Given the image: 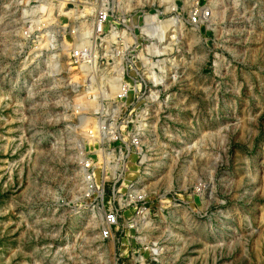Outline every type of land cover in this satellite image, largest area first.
I'll use <instances>...</instances> for the list:
<instances>
[{"label":"rangeland","instance_id":"1","mask_svg":"<svg viewBox=\"0 0 264 264\" xmlns=\"http://www.w3.org/2000/svg\"><path fill=\"white\" fill-rule=\"evenodd\" d=\"M48 2L0 0V264H264V0Z\"/></svg>","mask_w":264,"mask_h":264},{"label":"built area","instance_id":"2","mask_svg":"<svg viewBox=\"0 0 264 264\" xmlns=\"http://www.w3.org/2000/svg\"><path fill=\"white\" fill-rule=\"evenodd\" d=\"M10 1H14L17 3V5L19 6H23V8L29 9V10H33L35 11V13H40V14H45L47 12V9L42 1L46 0H10ZM52 0H50L51 2ZM94 2L90 5L91 8V13L89 14V16L92 17V22L93 25L95 26L96 30L98 31L97 36H99V34L103 33L104 31V27L106 25V23L110 22L111 20V13L112 12V8L109 7L108 5H105V1H100L98 2V0H93ZM48 2V3H50ZM208 11L205 10V12L198 10V8H194L191 12H190V17H189V21L190 23H199L198 21L200 20V18L203 16V14L207 13ZM208 14V13H207ZM41 21V20H40ZM32 22L29 24V26H27L26 28H24V33L25 35H29L31 33V29L32 27ZM96 36V37H97ZM89 48L84 45V46H76L70 49L69 51V59L72 63L74 64H80L81 62H88L89 61ZM131 86L129 85L128 81H124L121 83L120 87L118 88L117 92L115 93V98L117 99H122L124 98L127 93L128 90ZM112 122H110V124L106 125V121L105 119H100V130L104 133V134H112L114 135V138H117L118 135H116L115 129L113 127H115L113 125V127L111 126ZM114 124V122H113ZM130 145L132 146H137L139 144V139L138 137L134 136L131 137V139L129 140ZM89 166V162L86 161L85 162V167ZM90 177V175H88ZM117 219H118V210L115 208H111L108 207L104 210V225L103 228L100 231V235L102 237H106L110 234L111 232V227L113 225H115L117 223Z\"/></svg>","mask_w":264,"mask_h":264},{"label":"bare ground","instance_id":"3","mask_svg":"<svg viewBox=\"0 0 264 264\" xmlns=\"http://www.w3.org/2000/svg\"><path fill=\"white\" fill-rule=\"evenodd\" d=\"M151 16V15H150ZM149 16V17H150ZM149 19V18H148ZM150 20V19H149ZM152 20H153V18H152ZM151 21V20H150ZM158 26V25H157ZM93 27L95 28V26L93 25ZM89 31V30H88ZM86 33H88V32H86ZM90 33V32H89ZM94 33H96V34H98V31L96 30V28H95V30H94ZM81 35H83V34H81ZM161 38H163V37H161ZM82 41V40H81ZM83 42H85L83 45H79V46H84V45H86L88 48H89V56H90V58H89V61L86 63V62H81L80 64H86V65H91V63H92V54H93V50L89 47L90 45H89V42H91V41H89V40H87V41H83ZM95 57V56H94ZM90 69V68H89ZM117 88H119V87H117V85H115L114 84V86H113V92H116V90H117Z\"/></svg>","mask_w":264,"mask_h":264}]
</instances>
